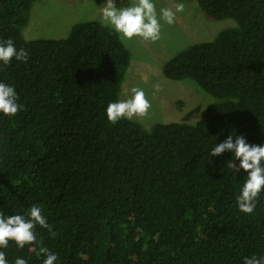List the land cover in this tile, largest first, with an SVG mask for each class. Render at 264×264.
Here are the masks:
<instances>
[{
  "label": "trees",
  "instance_id": "obj_1",
  "mask_svg": "<svg viewBox=\"0 0 264 264\" xmlns=\"http://www.w3.org/2000/svg\"><path fill=\"white\" fill-rule=\"evenodd\" d=\"M36 0H0V41L29 53L0 62V82L23 105L0 113V213L42 209L56 235L38 225L8 264H244L264 256V192L253 214L236 197L248 173L211 157L229 135L264 145V0H197L210 20L232 18L212 39L168 59L165 77L192 79L216 100L195 123L107 119L130 64L121 35L101 20L79 21L65 37L27 39Z\"/></svg>",
  "mask_w": 264,
  "mask_h": 264
},
{
  "label": "rangeland",
  "instance_id": "obj_2",
  "mask_svg": "<svg viewBox=\"0 0 264 264\" xmlns=\"http://www.w3.org/2000/svg\"><path fill=\"white\" fill-rule=\"evenodd\" d=\"M131 0H116L117 7L128 6ZM157 11L183 4L176 12V22L162 23L161 38L156 42L133 38L124 41L130 51V64L122 83L120 100L131 97L133 87L142 89L151 102L149 115L141 121L146 127L157 122L195 123L201 111L216 100L192 79L173 80L165 77V62L179 51L203 40L212 39L222 28L236 26V20L208 19L197 0H154ZM106 0H36L29 21L22 32L27 39L65 37L79 21L99 19ZM159 86V91H157Z\"/></svg>",
  "mask_w": 264,
  "mask_h": 264
},
{
  "label": "clouds",
  "instance_id": "obj_3",
  "mask_svg": "<svg viewBox=\"0 0 264 264\" xmlns=\"http://www.w3.org/2000/svg\"><path fill=\"white\" fill-rule=\"evenodd\" d=\"M103 5L100 17L103 26L114 29L125 41L138 37L153 43L161 38L163 26L161 22L174 24L176 12L184 10L183 4H177L175 11L165 7L158 12L154 0H131L128 6L121 7H117L116 0H106ZM13 58L27 62L29 53L23 48L17 50L11 39L0 41V62L8 66ZM131 93L128 99L108 104L106 113L110 123L116 124L121 119H142L149 115L152 105L145 92L133 87ZM18 99L16 89L12 85L0 82V113L6 116L18 114L23 107L18 103ZM225 151H232L234 160L240 161L239 167H236L233 161H229V167H234L236 172L243 169L248 173L236 197V203L241 212L251 215L256 208L258 198L264 192V145L249 144L243 135L235 134V139L233 135H229L224 142L217 143L211 150V157L219 156ZM37 225L47 229L51 236L56 235L53 226L48 223L39 206L33 205L30 208L28 218L18 214L5 216L0 213V248H7L10 241L15 242L21 249L26 245L34 244L37 241L35 231ZM40 253L46 257L43 264H55L58 260L57 254L46 247H42ZM0 264H8L4 251H0ZM15 264H27V261L18 257ZM244 264H264V256L245 257Z\"/></svg>",
  "mask_w": 264,
  "mask_h": 264
}]
</instances>
